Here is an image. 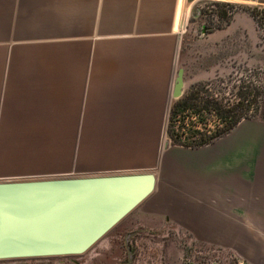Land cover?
<instances>
[{
  "label": "crops",
  "instance_id": "crops-1",
  "mask_svg": "<svg viewBox=\"0 0 264 264\" xmlns=\"http://www.w3.org/2000/svg\"><path fill=\"white\" fill-rule=\"evenodd\" d=\"M203 1L230 0H0V181L149 171L136 229L264 264V122L198 147L162 136Z\"/></svg>",
  "mask_w": 264,
  "mask_h": 264
},
{
  "label": "rangeland",
  "instance_id": "rangeland-1",
  "mask_svg": "<svg viewBox=\"0 0 264 264\" xmlns=\"http://www.w3.org/2000/svg\"><path fill=\"white\" fill-rule=\"evenodd\" d=\"M214 2L219 1L194 5L187 18L175 69L183 73V86L170 104L192 89L197 90V101L217 100L223 108H231L246 95L257 104L256 109L250 106L244 119L264 122V0H230L232 9ZM222 10L227 23L219 18ZM203 116L212 129L214 121L208 118L212 115ZM199 118L187 116L183 128ZM151 133L155 134L153 128ZM162 136L167 139L165 132ZM131 212L81 254L0 260V264H235L227 252L192 242L180 230L136 229Z\"/></svg>",
  "mask_w": 264,
  "mask_h": 264
},
{
  "label": "water",
  "instance_id": "water-1",
  "mask_svg": "<svg viewBox=\"0 0 264 264\" xmlns=\"http://www.w3.org/2000/svg\"><path fill=\"white\" fill-rule=\"evenodd\" d=\"M180 82L179 74L173 96ZM153 181L149 171L0 181V260L83 253L152 191Z\"/></svg>",
  "mask_w": 264,
  "mask_h": 264
},
{
  "label": "trees",
  "instance_id": "trees-1",
  "mask_svg": "<svg viewBox=\"0 0 264 264\" xmlns=\"http://www.w3.org/2000/svg\"><path fill=\"white\" fill-rule=\"evenodd\" d=\"M213 4L224 5L231 9L234 7L229 2H214ZM219 14V18L227 23L228 16L226 12L222 10ZM256 104L254 98H246V95H242L231 108H223L217 100L206 98L197 101V90L192 89L188 94L172 101L169 105L165 135L171 145L198 147L208 144L229 132L245 117H249L250 106L252 105L253 109H256ZM204 112L209 116L212 115L208 117L214 121L212 129L208 128L207 123L203 121ZM191 114L201 117L199 118L200 122H193L190 128L184 129L183 119Z\"/></svg>",
  "mask_w": 264,
  "mask_h": 264
},
{
  "label": "built area",
  "instance_id": "built-area-1",
  "mask_svg": "<svg viewBox=\"0 0 264 264\" xmlns=\"http://www.w3.org/2000/svg\"><path fill=\"white\" fill-rule=\"evenodd\" d=\"M236 264H244L243 262H237Z\"/></svg>",
  "mask_w": 264,
  "mask_h": 264
}]
</instances>
